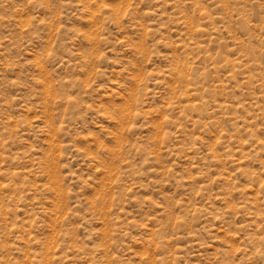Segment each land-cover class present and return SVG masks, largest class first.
Returning <instances> with one entry per match:
<instances>
[{
    "label": "rangeland",
    "instance_id": "1",
    "mask_svg": "<svg viewBox=\"0 0 264 264\" xmlns=\"http://www.w3.org/2000/svg\"><path fill=\"white\" fill-rule=\"evenodd\" d=\"M0 264H264V0H0Z\"/></svg>",
    "mask_w": 264,
    "mask_h": 264
}]
</instances>
